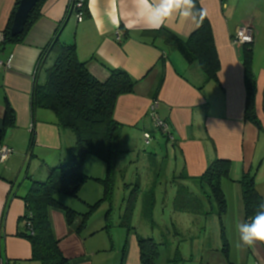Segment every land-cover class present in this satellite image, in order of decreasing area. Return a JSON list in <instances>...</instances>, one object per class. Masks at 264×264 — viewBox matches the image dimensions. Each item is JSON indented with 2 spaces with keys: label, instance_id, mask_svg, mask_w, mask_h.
I'll use <instances>...</instances> for the list:
<instances>
[{
  "label": "crops",
  "instance_id": "0c3cea01",
  "mask_svg": "<svg viewBox=\"0 0 264 264\" xmlns=\"http://www.w3.org/2000/svg\"><path fill=\"white\" fill-rule=\"evenodd\" d=\"M16 2L0 0V35L12 17ZM46 2L41 9V17L24 43L6 46L0 43V130L5 129L8 106L15 114L14 126L7 129L3 142L14 150V154L0 163V262L10 264H39L31 260L30 242L17 236L20 219L27 212L23 197L30 192L33 181H44L50 167L70 156V149L76 142L71 131L59 127L54 112L42 108L35 114L32 111L36 77L39 83L46 79L43 68L35 76L39 59L55 39L70 1ZM198 2L211 22L220 61L217 79L210 82L199 63L189 64L177 50L168 46L163 36L155 39L144 35L163 27L187 39L196 33L201 23L197 25L173 13L159 28H150L147 24L150 9L142 0H89L90 16L82 22H78L75 15L71 17L59 39L66 45L76 44L80 61L87 64L90 73L100 82L110 78L109 70L112 68L129 72L137 82L135 91L121 96L115 108V119L123 125V146L125 151H129L137 146L138 140L144 142L145 133H152L150 146H155V152L150 157L157 159L160 149L165 151L161 155L166 154L163 160H168V183L177 182L187 186L190 192L198 191L197 184L184 179L183 175L189 179L197 178L214 159L230 160V176L222 183L228 202L226 213L222 219L215 211L208 217L195 216L200 221L205 217L208 220L212 217L214 221L218 218L221 228L220 241H215L214 245H208L209 240L204 235L203 253L198 262L264 264L263 243L258 242L253 248L235 247L239 239L237 225L246 222L243 189L239 182L242 176L252 174L258 162L263 165L264 142L262 145V132L245 116L247 91L243 65L246 49L232 43L236 30L251 22L256 30L251 62L256 79V112L264 127V0ZM158 3L159 0H149V4ZM119 32L123 33L122 40L118 39ZM54 58L51 51L45 67H51ZM155 97L159 101V116L170 124L173 140L157 131L149 117ZM33 128L36 146L34 155L30 156ZM90 159L88 157L87 161ZM141 167L151 170L148 163ZM99 171L94 174L86 170L87 174L103 178L105 172L100 168ZM87 187L81 189L78 197L92 206L102 198V186ZM256 188L264 199V185L258 181ZM173 191L170 192L178 193L175 187ZM60 200L83 214L72 197L61 196ZM210 209L209 204L207 210ZM50 218L54 234L71 264H142L136 232L132 231L125 237L126 234L120 230L113 234L107 229L108 225L89 231V223L79 231L83 222L81 218L77 217L69 226L60 210L51 211ZM221 222L225 227L224 239ZM101 232H109L107 241L100 238ZM109 249L115 251L112 259L107 256Z\"/></svg>",
  "mask_w": 264,
  "mask_h": 264
},
{
  "label": "trees",
  "instance_id": "16d2710c",
  "mask_svg": "<svg viewBox=\"0 0 264 264\" xmlns=\"http://www.w3.org/2000/svg\"><path fill=\"white\" fill-rule=\"evenodd\" d=\"M46 1H38L36 8L30 13L24 33L12 37L11 27L15 18L14 15L21 4V0H17L12 17L6 29L1 32L4 38L0 43L3 46L24 43L25 37L41 17V9L47 3ZM196 6L198 9L202 8L198 0H196ZM81 11L85 13V19L90 16L89 0L85 1V6ZM73 13H70L67 8L66 15L55 34V39L43 50L35 76L43 68L46 79L43 83H39L37 82L38 76L36 77L35 90L31 100L34 114L41 108L54 112L59 127L65 131H71L76 136L75 145L70 149V156L55 165V167H50L48 169L49 175L44 181H33L30 192L23 197L27 212L20 219L21 226L17 236L26 238L30 242L32 247L31 260L37 261L39 264H71V260L62 251L60 240L54 234L53 223L50 218L51 211L60 210L63 212L69 226L74 224L77 217H80L83 221L81 228L78 229L80 231L87 226L90 214L97 210L102 203L109 202L110 205L113 204L117 186L116 180L120 172L118 170L119 157L128 152L125 151L123 146V125L115 119V108L119 98L126 94H132L137 86V82L129 72L116 68L109 70L111 76L107 81L100 82L90 73L87 64L80 61L76 44L66 45L60 42L59 35ZM144 35L155 39L163 36L168 46L177 50L189 64L199 63L207 81L217 79V74L220 71V61L219 56H217L216 44H214L211 22L207 15L196 33L187 39H183L163 27L157 31L144 33ZM243 47L246 49L243 65L245 67L244 79L247 91L245 116L247 121H250L263 132L264 127L256 112V79L253 67H251L254 44ZM51 51L55 54V58L51 67L48 68L45 67L46 58ZM155 100H157V97H155ZM14 123L15 114L12 108L8 106L5 129L0 130V146L3 145L7 129L13 127ZM30 137L29 153L30 156H33L36 146L34 128ZM92 156L105 161V176L97 179L102 186L103 196L94 205L89 206L90 211L80 214L75 209L65 205L60 200V196L79 198L81 189L91 179L84 172L83 166L87 158ZM208 166V169L200 177L189 179L183 175L184 179L192 180L193 183L197 184L200 195L199 197L196 196L197 199L192 202L198 204L199 207L193 209L191 204L185 203V205L181 204L179 207L175 205L176 209H174L177 213L208 217L215 211L220 219L226 213L228 202L222 183L230 176L231 162L228 159L216 158ZM239 183L243 189L247 222L254 215L259 204L264 202V199L256 188L254 174L242 176ZM129 185L128 189L131 188L132 183ZM137 187L138 185L136 189ZM185 189L188 191H183ZM177 192V195L183 192L191 193L185 185H179ZM140 193V190L136 194L131 192L132 195L127 209L121 216V225L127 229L129 234L132 231L136 232L142 264H157L161 244L155 242L153 238L142 237L135 231L133 226L135 204L141 196ZM146 193L149 198L143 202V215L153 225L155 222L156 193L152 191ZM185 198H189V196H185ZM205 202L210 204V210H207ZM213 204H215L216 209ZM111 212L110 209L106 214V220L109 219ZM107 225V229L111 227L109 223ZM221 227L224 239L225 227L222 222ZM176 254L180 256V253L177 252ZM0 264L10 263L1 261Z\"/></svg>",
  "mask_w": 264,
  "mask_h": 264
},
{
  "label": "rangeland",
  "instance_id": "374dc122",
  "mask_svg": "<svg viewBox=\"0 0 264 264\" xmlns=\"http://www.w3.org/2000/svg\"><path fill=\"white\" fill-rule=\"evenodd\" d=\"M261 140L263 145L264 130L262 132ZM140 141L141 140H138L136 144L137 146H133L132 148L130 147L131 152L130 150L128 151L130 153L122 154L119 157L118 170H120V172L118 173L116 180L117 186L114 193L115 197L113 204L110 205L109 202L102 203L97 210L92 212L87 220L89 223L88 229L91 231L92 229L101 228L100 226H104L109 223L111 226L109 231L113 232V234H117L120 230L126 234L125 237L128 236L127 229L121 225V216L127 209L128 202L132 195L131 192H135L136 194V192L138 193L140 190L141 196L135 204L136 209L133 216V226L136 228L137 233L142 237L145 236L153 238L155 242L161 244L157 264H200L198 261L203 253L201 252V249H203L202 238H204V235L206 239L209 240L208 245H210V243H213L214 245L215 241H220L219 236L221 228L219 227V220H217V218L214 221V218L212 217L208 220V218L205 217L200 221L197 220L194 215L177 213L175 205L179 207L181 204H191V208H198V204L192 201L199 197L200 191L192 192L191 190V193L183 192L178 195L171 193L170 191H173L174 187L178 188L179 184L177 182L171 184L166 181V179H168V173L166 174L168 160L166 158L163 160L166 154L163 156L161 155L165 151L160 149V153L158 152L157 154L158 158L151 159L150 154L155 152V146H147L143 144L144 142L141 143ZM144 156L147 157V160L144 159ZM144 163H148L149 165L151 164V170L143 169L141 166ZM261 165V162H258L252 174L256 177V184L259 181L264 185V163L262 166ZM84 166V172L89 170L96 174V172L99 171V168L101 171L106 172L105 161L98 159L95 156H92L90 161L86 160ZM156 174L159 175H157L155 180H152L153 176ZM87 175L91 177V179L85 183V186H88L87 188H90L93 185H101L97 180V176H92L90 174ZM149 177H151V179H149ZM156 181H159V184H157ZM130 183H132V185L128 190V185ZM137 185L138 187L136 189ZM134 189L136 190L134 191ZM150 191L156 193V209L154 211L155 222L153 225L150 224L148 219L144 218V211L142 210L144 207L143 202L149 198V195L146 192ZM183 191L188 190L185 189ZM173 192H175V190ZM185 196H189V198H185ZM72 201L76 203L77 209H79L81 213H87L91 210V208L80 200V198L72 197ZM205 203V206L209 205V203ZM213 205L216 209L215 204ZM110 209L112 212L109 219L106 220V214L110 211ZM207 229L208 233L205 234ZM108 233L109 232H101L100 238L104 237L103 239L107 241L109 239ZM110 249L108 250L107 256H110L112 259L115 257V251ZM177 252L180 253V256H177Z\"/></svg>",
  "mask_w": 264,
  "mask_h": 264
},
{
  "label": "clouds",
  "instance_id": "9594fccd",
  "mask_svg": "<svg viewBox=\"0 0 264 264\" xmlns=\"http://www.w3.org/2000/svg\"><path fill=\"white\" fill-rule=\"evenodd\" d=\"M142 3L147 4L150 9L147 18L150 28H159L165 19L173 13L191 20L197 25L207 15L205 9L197 8L196 0H159V3L155 5L149 4V0H142ZM237 231L239 239L235 247L238 249L253 248L258 242L264 243V202L259 204L249 221L237 225Z\"/></svg>",
  "mask_w": 264,
  "mask_h": 264
},
{
  "label": "built area",
  "instance_id": "2783aa9c",
  "mask_svg": "<svg viewBox=\"0 0 264 264\" xmlns=\"http://www.w3.org/2000/svg\"><path fill=\"white\" fill-rule=\"evenodd\" d=\"M68 4V11L73 13L78 22H82L85 20V13L81 11L85 6L86 0H69ZM237 32L233 35L232 43L239 46H246L255 44L256 39V30L251 22L246 23L244 26L240 27L236 30ZM118 39L122 40L123 33H118ZM3 34L0 35V42L3 40ZM1 65V63H0ZM158 100H153L150 105V113L149 117L153 120L154 128L161 132L163 135L167 136L169 139L173 140V131H171L170 124L159 116L158 113ZM153 134L152 133H145L144 134V144L150 146L152 143ZM14 154V150L9 146L1 145L0 146V163H4L8 158H10ZM260 264V263H257Z\"/></svg>",
  "mask_w": 264,
  "mask_h": 264
},
{
  "label": "water",
  "instance_id": "95a60500",
  "mask_svg": "<svg viewBox=\"0 0 264 264\" xmlns=\"http://www.w3.org/2000/svg\"><path fill=\"white\" fill-rule=\"evenodd\" d=\"M39 0H21L13 21L11 36L21 35L25 31V25L29 20L30 13L36 8Z\"/></svg>",
  "mask_w": 264,
  "mask_h": 264
}]
</instances>
